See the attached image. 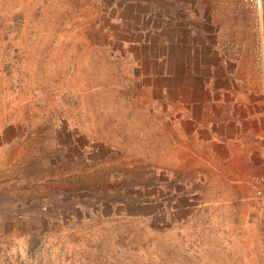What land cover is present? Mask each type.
Returning <instances> with one entry per match:
<instances>
[{
  "label": "rangeland",
  "instance_id": "obj_1",
  "mask_svg": "<svg viewBox=\"0 0 264 264\" xmlns=\"http://www.w3.org/2000/svg\"><path fill=\"white\" fill-rule=\"evenodd\" d=\"M258 23L263 69L242 0H0V264H264L252 194L242 215L187 168L158 64L235 39L264 83Z\"/></svg>",
  "mask_w": 264,
  "mask_h": 264
},
{
  "label": "crops",
  "instance_id": "obj_2",
  "mask_svg": "<svg viewBox=\"0 0 264 264\" xmlns=\"http://www.w3.org/2000/svg\"><path fill=\"white\" fill-rule=\"evenodd\" d=\"M171 43L169 59L159 58L158 64L161 74L172 76L174 100L185 99L184 106L173 103L165 111L175 122L179 119L177 128L184 122L189 127L186 138L196 150H190L193 161L187 168H201L205 178L216 177L244 215L252 194L246 182L250 176L264 175V83L239 40ZM173 79L186 88L175 86Z\"/></svg>",
  "mask_w": 264,
  "mask_h": 264
},
{
  "label": "built area",
  "instance_id": "obj_3",
  "mask_svg": "<svg viewBox=\"0 0 264 264\" xmlns=\"http://www.w3.org/2000/svg\"><path fill=\"white\" fill-rule=\"evenodd\" d=\"M264 0H242V8L253 15L255 29L256 65L263 69V60L260 49L262 48V36L258 23L259 11ZM247 183L252 191L254 207L259 211L261 218V236L264 239V175L250 176Z\"/></svg>",
  "mask_w": 264,
  "mask_h": 264
},
{
  "label": "trees",
  "instance_id": "obj_4",
  "mask_svg": "<svg viewBox=\"0 0 264 264\" xmlns=\"http://www.w3.org/2000/svg\"><path fill=\"white\" fill-rule=\"evenodd\" d=\"M195 174H198V173H195Z\"/></svg>",
  "mask_w": 264,
  "mask_h": 264
}]
</instances>
